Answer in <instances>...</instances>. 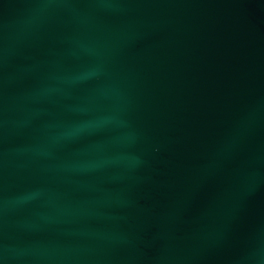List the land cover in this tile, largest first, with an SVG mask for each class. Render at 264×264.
Listing matches in <instances>:
<instances>
[{
	"label": "water",
	"instance_id": "1",
	"mask_svg": "<svg viewBox=\"0 0 264 264\" xmlns=\"http://www.w3.org/2000/svg\"><path fill=\"white\" fill-rule=\"evenodd\" d=\"M0 264H264V0H0Z\"/></svg>",
	"mask_w": 264,
	"mask_h": 264
}]
</instances>
